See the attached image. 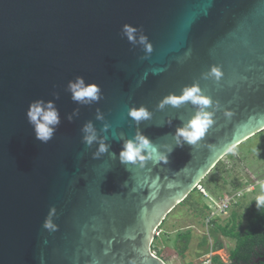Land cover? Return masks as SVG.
Wrapping results in <instances>:
<instances>
[{
    "label": "water",
    "instance_id": "95a60500",
    "mask_svg": "<svg viewBox=\"0 0 264 264\" xmlns=\"http://www.w3.org/2000/svg\"><path fill=\"white\" fill-rule=\"evenodd\" d=\"M124 23L140 29L136 43ZM213 65L219 81L204 76ZM77 76L101 87L98 102L72 101L67 85ZM194 83L214 102L198 144L174 147L167 164H122V144L138 130L161 151L175 146L197 106L158 104ZM36 99L60 111L46 144L26 117ZM140 105L151 117L137 124L128 109ZM88 121L109 145L98 158L99 141H82ZM262 130L264 0H0V264H166L151 248L156 229ZM53 205L58 228L49 231Z\"/></svg>",
    "mask_w": 264,
    "mask_h": 264
},
{
    "label": "clouds",
    "instance_id": "9594fccd",
    "mask_svg": "<svg viewBox=\"0 0 264 264\" xmlns=\"http://www.w3.org/2000/svg\"><path fill=\"white\" fill-rule=\"evenodd\" d=\"M140 29L130 23L122 25L121 33L130 43H136V33ZM139 43L143 45L146 53H151L152 44L148 40L146 34L139 36ZM191 54L190 51L188 53ZM205 78H213L219 81L223 76V71L220 66H210L207 73L204 74ZM67 91L71 94V99L77 104H92L98 102L102 97L101 87L96 82H85L84 77L77 76L74 80H70L67 85ZM190 102L192 105L197 106V111L194 116L189 119L182 126L178 127L175 132V146L167 145L166 151H161V147L152 142L149 137L141 133L139 130L134 137L124 140L122 148L119 152V161L122 164H131L144 166L146 161L151 160L153 164L168 163L169 154L173 152L174 147H182L185 143L188 145H197L198 142L205 136L207 130L214 124V112L209 111L213 105L211 97L204 94L198 84L194 83L185 86L180 95L169 94L165 96L158 107L163 109L165 105L172 107H180L182 104ZM128 115L133 121L139 124L142 121L149 120L151 117L150 111L144 106L131 107L128 109ZM225 117L230 118L233 113L230 111L224 112ZM26 117L28 123L32 126L36 139L41 143L49 142L57 128L61 123V116L59 109L55 106L54 101H44L43 99H36L29 102ZM71 120V116L68 117ZM97 119H103L102 114L97 111ZM108 125L104 126L106 130ZM81 131L83 133L82 141L91 148L94 142L99 141V147L94 152L93 158H98L100 154L108 152L109 145L104 142L106 137H98L96 129L91 121L85 123ZM115 156V154H112ZM260 194L255 198L257 209L264 208V181L259 182ZM57 214L56 207L50 206L47 215L44 218L42 227L49 231H56L58 225L54 223V217Z\"/></svg>",
    "mask_w": 264,
    "mask_h": 264
},
{
    "label": "rangeland",
    "instance_id": "374dc122",
    "mask_svg": "<svg viewBox=\"0 0 264 264\" xmlns=\"http://www.w3.org/2000/svg\"><path fill=\"white\" fill-rule=\"evenodd\" d=\"M262 178L264 130L236 146L211 169L201 181V190L197 187L203 196L198 191H193L188 201L177 204L167 214L155 231L153 252L159 253L166 264H210L213 255H218L222 261L227 262L235 240L221 232H212L211 226L206 223L211 213L201 206L203 203H210L209 197L220 199L221 195L241 192L235 198L237 203L231 204L224 213H214L213 216H216L219 224H225L230 213L236 211L244 221L248 208L256 205L255 198L260 194L259 182ZM239 184L240 188L235 190ZM218 196L221 197L216 198ZM186 231H190L191 236L184 248L183 242L176 239L178 233Z\"/></svg>",
    "mask_w": 264,
    "mask_h": 264
},
{
    "label": "trees",
    "instance_id": "16d2710c",
    "mask_svg": "<svg viewBox=\"0 0 264 264\" xmlns=\"http://www.w3.org/2000/svg\"><path fill=\"white\" fill-rule=\"evenodd\" d=\"M237 188H240V184L236 186L235 190ZM193 191H198L203 196L197 188ZM192 192L183 201H188L192 197ZM201 207L209 210L208 204L203 203ZM241 217L236 211H232L225 224H219L216 218L211 220L209 224L211 231L221 232V234L233 238L235 244L229 251L227 262L222 261L218 255H213L210 258V264H264V208L258 210L256 205H252L248 208L244 221ZM190 236V231L180 232L177 234L176 240L182 241L185 248ZM151 248L154 251L152 245ZM156 255L160 257L159 253Z\"/></svg>",
    "mask_w": 264,
    "mask_h": 264
},
{
    "label": "built area",
    "instance_id": "2783aa9c",
    "mask_svg": "<svg viewBox=\"0 0 264 264\" xmlns=\"http://www.w3.org/2000/svg\"><path fill=\"white\" fill-rule=\"evenodd\" d=\"M260 181H264V178H262ZM198 188L201 190V185H198ZM240 195L241 192L232 195L225 194L220 199H214L209 197L210 203L208 204V209L211 213L210 214L211 216L207 217L206 223L209 225L211 220L216 217L213 216L214 213L216 214L224 213L231 206V204L236 203L235 198L239 197Z\"/></svg>",
    "mask_w": 264,
    "mask_h": 264
},
{
    "label": "flooded vegetation",
    "instance_id": "af4514ba",
    "mask_svg": "<svg viewBox=\"0 0 264 264\" xmlns=\"http://www.w3.org/2000/svg\"><path fill=\"white\" fill-rule=\"evenodd\" d=\"M228 259H229V257H228Z\"/></svg>",
    "mask_w": 264,
    "mask_h": 264
}]
</instances>
